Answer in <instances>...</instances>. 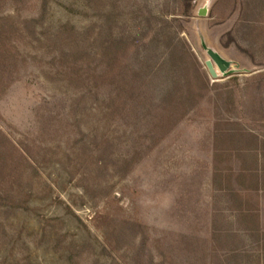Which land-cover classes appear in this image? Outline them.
Listing matches in <instances>:
<instances>
[{
  "label": "rangeland",
  "instance_id": "rangeland-1",
  "mask_svg": "<svg viewBox=\"0 0 264 264\" xmlns=\"http://www.w3.org/2000/svg\"><path fill=\"white\" fill-rule=\"evenodd\" d=\"M205 1L0 0V264H264V0Z\"/></svg>",
  "mask_w": 264,
  "mask_h": 264
},
{
  "label": "water",
  "instance_id": "water-1",
  "mask_svg": "<svg viewBox=\"0 0 264 264\" xmlns=\"http://www.w3.org/2000/svg\"><path fill=\"white\" fill-rule=\"evenodd\" d=\"M211 3V0H206L205 3L197 8V14L199 16H204L207 13L208 7ZM202 47L206 51L207 55L209 56L208 59L205 60L206 68L209 72V74L216 78L218 76V73L214 67V65L217 66L220 74L226 75L233 72L232 62L230 60H227L223 58L215 49L212 47H209L205 44V42L202 40Z\"/></svg>",
  "mask_w": 264,
  "mask_h": 264
},
{
  "label": "crops",
  "instance_id": "crops-1",
  "mask_svg": "<svg viewBox=\"0 0 264 264\" xmlns=\"http://www.w3.org/2000/svg\"><path fill=\"white\" fill-rule=\"evenodd\" d=\"M258 228L264 232V190L258 193Z\"/></svg>",
  "mask_w": 264,
  "mask_h": 264
},
{
  "label": "trees",
  "instance_id": "trees-1",
  "mask_svg": "<svg viewBox=\"0 0 264 264\" xmlns=\"http://www.w3.org/2000/svg\"><path fill=\"white\" fill-rule=\"evenodd\" d=\"M2 36L1 30H0V37ZM5 61V56L3 55V48L0 45V66L2 68L3 62ZM17 151V157L18 158H23L24 156H26L25 152H22L20 150H16Z\"/></svg>",
  "mask_w": 264,
  "mask_h": 264
}]
</instances>
